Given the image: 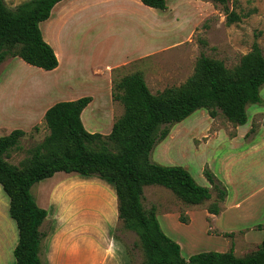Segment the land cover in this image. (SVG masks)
Listing matches in <instances>:
<instances>
[{"label":"rangeland","instance_id":"1","mask_svg":"<svg viewBox=\"0 0 264 264\" xmlns=\"http://www.w3.org/2000/svg\"><path fill=\"white\" fill-rule=\"evenodd\" d=\"M22 1L4 0L10 8ZM165 2L166 8L158 10L141 5L138 0H64L71 5L64 22L45 28L46 23L42 21L39 28L57 39L63 54L71 52L78 56L80 77L74 75L78 72L75 63L70 79L80 80L83 85L92 62L102 58L99 51L107 46L112 49L111 55L119 59L142 49L168 45L115 70L112 76L113 83L122 75L141 71L152 93L183 83L193 73L201 53L221 59L228 68L236 65L253 43L260 46L264 55V0H228V11L239 15V19L230 24L226 23L223 6L210 0ZM178 39L179 43L173 44ZM64 65L65 61L60 72ZM60 72L30 65L20 57H8L0 64V135L16 128L25 132L18 146L10 150L6 158L9 163L19 165L47 134L39 110L46 103L70 100L68 97L75 95V98L92 96V101L82 111L81 120L87 131L101 134L109 133L114 120L122 114V104L110 97L106 88L97 91L87 85L89 91L82 94L64 92L67 87L59 78ZM259 95L260 102L246 107L245 125L237 127L220 112L210 117L203 108L169 125L167 136L153 147L151 161L182 166L199 185L208 186L203 169L211 170L215 180L224 184L225 166L221 161L227 157L232 163L227 164V168L233 170L234 181H238L236 173L242 169L244 183L235 184L237 194L254 193L255 200H262L264 156L260 151L246 152L248 141L260 133L264 124V112L259 111L264 109V84ZM29 102L37 105L31 115L25 108ZM219 181L218 186L223 187ZM227 187L232 191V185ZM210 188L208 200L188 205L161 185L143 187V207L146 210L155 207L162 231L180 242L184 258L200 251H226L224 244L232 241L224 235H216L214 230H226L234 225L226 215L214 225L205 217L207 213L203 210L218 201L217 188L212 185ZM31 193L37 204L47 211L39 228L42 232L41 264H142L138 236L118 219L116 197L110 184L96 177L58 171L34 183ZM8 205V196L0 186V264L14 263L12 250L17 242V227L9 216ZM187 210H190V222ZM249 218L240 226L249 227L264 220V205ZM259 233L251 229L249 235L261 237L263 233ZM234 241L237 256L257 247L245 248L237 239Z\"/></svg>","mask_w":264,"mask_h":264},{"label":"trees","instance_id":"2","mask_svg":"<svg viewBox=\"0 0 264 264\" xmlns=\"http://www.w3.org/2000/svg\"><path fill=\"white\" fill-rule=\"evenodd\" d=\"M59 1L24 0L10 8L0 0V64L17 56L44 70L57 66L56 54L42 38L39 22L49 17ZM140 1L158 10L166 8L165 0ZM210 1L223 6L227 24L239 19L238 14L228 11V0ZM263 84L264 55L257 43L232 68L221 59L201 53L193 73L178 86L152 93L141 71L114 81L111 94L122 104L123 112L107 134L84 128L80 114L91 96H82L55 102L45 110L43 122L48 132L19 165L6 158L25 132L16 128L0 135V186L8 196V213L17 227L13 264H41L39 228L47 211L37 204L31 186L58 171L96 177L113 187L117 217L138 236L142 264H264V222L256 226L263 230L260 243L244 255L237 256L230 247L184 258L179 244L162 231L155 207L146 210L141 202L145 185H161L188 205L208 200L210 187L199 185L182 166L151 161L150 153L167 136L169 125L199 108L210 117L220 112L234 125L244 124L247 105L261 101L259 89ZM203 173L209 184L217 188L218 201H222L225 188L218 186L209 169L204 168ZM218 201L207 208L209 213H219Z\"/></svg>","mask_w":264,"mask_h":264},{"label":"crops","instance_id":"3","mask_svg":"<svg viewBox=\"0 0 264 264\" xmlns=\"http://www.w3.org/2000/svg\"><path fill=\"white\" fill-rule=\"evenodd\" d=\"M138 2H139V4L144 5L141 3L140 0H138ZM70 7H71L70 3H64V0H61V1L57 2L56 4H54L53 7L51 8L49 17L47 19L43 20L46 23L45 28L46 27H49V28L54 27L56 24L59 23V25H60V23L64 22L68 12L71 11V9H69ZM39 24H40V22H39ZM41 34H42V38L44 39V41H46L54 50L56 57H57V60H58L57 66L51 70L55 71V72H60L59 68L61 67V65L65 61L64 68L61 69L59 78L61 79V82L64 85V87H67L64 89V92H66V93H76V94L80 93V94H82L83 92H88L89 90L87 89V85H89L91 87V90L100 91V90L106 88L108 90V93L110 92V97H112V94H111L112 93V85H113L112 76H113L115 70L119 71L120 69L124 68L126 65H128L129 63H131L132 61H134L138 58L140 59L141 57H144V56L148 55L149 53H153V52H156L158 50H161L163 48L168 47V45H166V46H154V47L149 48V49H142V50L138 51L136 54L125 55V57L122 56L121 58L118 59V58H116V56L113 57L111 55L112 49L110 46H107L104 48V50H102V52L99 51V53H100L99 55H101L102 58L98 59L97 61L92 62L91 67H90L91 70L89 72V76L84 81V84L86 85L85 86V85H83V82H80V80L75 81V79H74V81H73L72 79H70L71 71L74 69L73 64H75L79 61L78 56L75 54L72 55L71 52L68 54H63L60 50L61 49L60 44L55 37H53L51 35L47 36L46 34H44L42 32H41ZM44 35H46L47 38ZM75 42L76 41H72V43H75ZM178 43H179V39L176 41H173V44H175V45ZM148 50L150 52L146 53ZM61 56L63 57L62 59H61ZM13 58H15V57H13ZM77 65H78V63H77ZM51 70H47V71H51ZM79 71H80V67L78 65V72H76V74H74V75L79 76ZM80 86H82V87H80ZM75 87H78L77 90L73 89ZM76 96L77 95L70 96L68 98H70V100H73ZM92 98L93 97L91 96V101H92ZM75 99H77V98H75ZM33 103L29 102V104L25 105V108H27V110H28L26 113L29 115L35 113V111H33V110L36 109L37 105H35ZM40 104H41V102H40ZM52 104H54V102H52L51 104L46 103V106L39 109L41 111L42 118H43L45 110L49 106H51ZM22 109H24V108H22ZM259 111L264 112V109L259 110ZM81 114H82V112H81ZM81 114H80V117H81ZM246 114H247V111H246ZM247 118H248V116H247ZM246 122H247V119H246ZM246 122L242 125H245ZM237 127H239V125H237ZM248 142H249V144H248L249 146L246 147L247 153H251V152L256 153V152L260 151L262 153V156H264V151H261V148L264 149V124L261 125L260 133L256 136H254ZM221 162H224V166H225L224 180L223 179L222 180L224 181V184L226 186L222 182H220L218 179H217V181H219L220 184L225 188L226 195H225L224 199L222 201H220L218 204L220 207L219 213H217V214L209 213L206 209H204L203 211H206L207 214L205 217L210 219V225L211 224L214 225L215 222L219 221V218L223 215H226V217L229 219V221L232 222V224H234V225L239 224V227H238V225L235 227L233 225L232 227H230V229H226V230H224V228L214 229L216 231V235H218V236L224 235L226 238L232 240L231 242H228V244L225 243L224 244L225 247H223V248H227L226 250H228L230 247H232L233 252L235 253L236 243H235L234 239H237L238 241L243 243L245 248H249V247L253 248L252 246H257L263 237V234L261 237L250 236L249 232L251 229L252 230L255 229V230H257V232L263 233V230L257 228L256 226L259 224H262L264 222V220H261L258 223L251 224V225H249V227H242L240 225L243 224L245 221H248V219H250L249 217H251V214L256 215L258 213V209L261 206V204L264 205V193L262 196L263 198L260 201L254 199V197H255L254 193L246 195V196L238 195L237 194L238 191H237L235 184L238 181L239 182L242 181V183H244L242 180V179H244V177L242 175L243 174L242 169L238 170V172L236 173V174H238L236 176L238 181H234V178L232 176L233 170L231 171L229 168H227V164L229 166V164H232V163L229 162V159L227 157H225L224 160H222ZM253 162H255V159ZM231 185L233 186V189H232V191H229V188L227 186H231ZM207 187H210V184H208ZM262 187H263L262 189L264 190V185ZM187 213H189V222H190L191 221L190 210H187ZM156 216H157V213H156ZM226 233L229 235L228 236L225 235ZM238 235H240V237H238ZM174 241H176L180 245V242L178 240H174Z\"/></svg>","mask_w":264,"mask_h":264}]
</instances>
